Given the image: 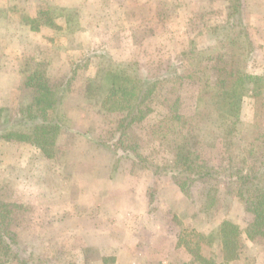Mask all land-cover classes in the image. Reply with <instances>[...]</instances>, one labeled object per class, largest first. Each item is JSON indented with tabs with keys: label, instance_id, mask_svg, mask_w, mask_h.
Here are the masks:
<instances>
[{
	"label": "rangeland",
	"instance_id": "1",
	"mask_svg": "<svg viewBox=\"0 0 264 264\" xmlns=\"http://www.w3.org/2000/svg\"><path fill=\"white\" fill-rule=\"evenodd\" d=\"M3 1L0 201L11 204L6 216L17 235L11 264H264V236L250 233L253 216L234 182H194L184 196L168 166L175 141L147 137L179 92L182 112L193 114L198 82L192 74L211 50L230 44L247 76L264 75V0H66L71 7L60 9L52 0ZM33 11L48 17L33 22L27 17ZM101 68L127 70L135 82H157L147 102L151 113L126 136L117 130L123 115L101 112L87 97ZM29 71L46 74L33 97L22 91ZM251 87L249 81L234 140L238 161L254 165L259 156L241 151L245 138L253 139ZM33 100L31 109L48 123L59 119L48 155L32 142L1 137L27 132L14 122ZM198 128L194 157L226 167L223 132L208 122ZM211 188L216 201L208 208ZM226 222L241 232L231 263L224 262L217 241L191 239L193 231L207 236ZM121 251L136 258H118ZM0 264H9L1 254Z\"/></svg>",
	"mask_w": 264,
	"mask_h": 264
},
{
	"label": "trees",
	"instance_id": "2",
	"mask_svg": "<svg viewBox=\"0 0 264 264\" xmlns=\"http://www.w3.org/2000/svg\"><path fill=\"white\" fill-rule=\"evenodd\" d=\"M237 1L240 3V0ZM46 17L48 12L41 11L38 19L45 20ZM31 21L36 20L31 19ZM204 61V65L194 70L192 74L198 82L193 114L188 116L182 112L183 103L179 92L164 106L160 120L151 126L147 137L158 142L175 141L174 157L168 166L184 196L191 195L194 182H218L224 177L230 182L233 181L244 209L253 216L250 233L264 236V75L247 76L241 68L239 53L230 44H227L223 50H211L206 54ZM45 80V73L29 71L22 82V91L33 97L44 88ZM249 81L252 82L250 95L254 100V120L250 126L253 139L246 137L243 141L245 148L241 151L243 150L242 153L245 155L259 156L254 165H251L247 158L238 161L239 146L234 140ZM156 84L154 80L135 82L130 73L124 69L101 68L89 83L86 93L89 99L96 100L101 112L123 115L117 121V130L121 136H126L127 131L135 123L141 122L151 113L147 102L152 97ZM33 102L29 104L28 109L22 108L19 111L20 119L14 122L26 127L27 132L18 133L10 130L1 137L8 141L18 139L32 142L48 155L53 145L51 134L56 137L60 129L59 119L57 116L48 123L45 117L43 119L36 110L31 109L37 103L36 100ZM44 103L49 105L47 102ZM204 122L211 123L220 134L223 132L220 143L228 155L227 166L224 168L209 166L194 157L196 147L194 143L200 135L198 126ZM2 129L6 131L8 126ZM212 189L208 193L210 201L208 208H211L216 201L217 190L214 189L213 192ZM10 205L0 201V254L9 264L13 249L17 245V235L11 229L6 216ZM195 238L207 244L217 241L225 263H231L238 258L241 232L233 223L226 222L207 236L193 231L192 241ZM181 240L187 241L186 238ZM187 249L191 253L195 252L190 245Z\"/></svg>",
	"mask_w": 264,
	"mask_h": 264
},
{
	"label": "crops",
	"instance_id": "3",
	"mask_svg": "<svg viewBox=\"0 0 264 264\" xmlns=\"http://www.w3.org/2000/svg\"><path fill=\"white\" fill-rule=\"evenodd\" d=\"M5 1L6 0H4L3 2H5ZM30 1H31V3H35L36 2L35 0H30ZM37 1H41V0H37ZM45 1H48V0H45ZM45 1L43 0L42 2H45ZM48 2L50 4H52L51 6H53V8H56V9H60V8L67 7V6L71 7V5L69 3L66 5V0H52V2H50V1H48ZM1 4H0V9H3V8L7 7V6L4 7ZM27 17L30 18V19H36V18L39 17V14L36 11L28 12ZM122 257H124V259L132 260V259L136 258V255L134 253H131V252L121 251L118 254V258H122ZM119 263L120 262H118V264Z\"/></svg>",
	"mask_w": 264,
	"mask_h": 264
}]
</instances>
